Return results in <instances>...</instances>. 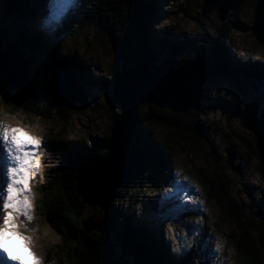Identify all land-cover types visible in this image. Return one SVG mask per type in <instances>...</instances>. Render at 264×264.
Here are the masks:
<instances>
[{
    "label": "rangeland",
    "instance_id": "rangeland-1",
    "mask_svg": "<svg viewBox=\"0 0 264 264\" xmlns=\"http://www.w3.org/2000/svg\"><path fill=\"white\" fill-rule=\"evenodd\" d=\"M153 1L151 32L146 28L147 35L168 37L173 42L187 40L181 57L187 59L207 57L216 46L225 51L231 68H246L257 76L251 79L237 75L233 69L230 74L218 73L210 59L197 110L181 114L184 124L197 126L202 134L198 139L184 141L160 124L145 125L146 137L141 136V140L149 141L153 148L170 139L166 154L172 159L171 175L166 178L168 183L159 188L139 182L130 184L112 206L114 218L117 217L118 223L127 218L128 222H134V227L150 229L154 239H161L172 255L183 258L189 253L191 264H250L247 257L251 253L264 262V247L259 246L264 244V234L256 238L254 232L247 233L253 242L246 243V237L243 243L239 224L223 212L211 195L220 197L225 194L222 187L229 186L236 213L243 223L249 218L264 220V179L257 171L259 161L253 154L257 144L249 125L250 119L259 117L264 108V0H233L232 13L238 22L231 25L225 42L217 38L222 25L229 21L222 23L218 19L216 5L210 0ZM81 2L77 0L63 24H53L47 18V0L30 1V11L18 22L16 13H8L7 0H0V49L4 51L16 44L19 31H37L51 51L39 52L36 65L31 62L33 81L44 86L52 71L48 65L54 59H69L88 100L86 105L75 102L69 107L53 109L51 118H43L20 108L15 101L16 86L0 80V125L18 127L41 142L34 154L38 165H33L26 193L31 219L19 216L12 221L16 223V231L29 238L22 243L30 247L40 264L78 262L72 257L75 252L65 248L59 232L40 214L45 207L42 191L63 167V145L91 148L94 139L108 138L121 109L113 79L123 70V60L117 59V49L106 30L80 12ZM145 40L151 45L148 37ZM151 46L153 56L164 57L168 53ZM138 108L142 114L150 110L148 103ZM162 110L165 116L175 113ZM230 145L235 147L233 165L227 163L226 150ZM216 175L224 178L223 184L216 180ZM4 182L6 177H0V190ZM86 206L85 218L96 221L99 210H103ZM125 209H129V215L124 213ZM2 215L0 212V226H3ZM17 243L21 242L14 241V245ZM113 243L112 254L103 264H137L121 242ZM29 262L32 264L31 258L26 264Z\"/></svg>",
    "mask_w": 264,
    "mask_h": 264
},
{
    "label": "trees",
    "instance_id": "trees-1",
    "mask_svg": "<svg viewBox=\"0 0 264 264\" xmlns=\"http://www.w3.org/2000/svg\"><path fill=\"white\" fill-rule=\"evenodd\" d=\"M30 1L32 0H27V3L16 14L17 22L27 16L28 11H30ZM153 7V0H82L80 12L106 30L113 47L117 49V59L123 60L121 68L138 62L158 64L165 59H187L181 58L184 53L183 47L187 40L173 42L168 37L154 38L150 34L147 35L145 33L146 28L151 32L149 22L153 19ZM234 7L233 2V7L227 18L229 23L222 25L217 41L225 42L231 33V27L237 24L238 18L232 13ZM140 29H142V32ZM40 36L37 31L32 29H25L19 31V35L16 34V44L12 46L19 48L26 58L29 67L30 85L16 87L15 101L20 108L25 109L28 113L43 118H51L53 109L63 107L55 106L47 100L48 82L44 86L38 85L37 81H33V75L30 71V64L32 62L36 65L37 58L40 56L39 52L51 51V47H49L47 42L42 41ZM142 36L143 40L148 37L151 45L159 47L160 50L168 51L167 55L164 57L153 56V46L148 45L145 42L146 40L143 41L141 39ZM2 53L3 51L0 49V56ZM35 54L39 55L36 56ZM207 58L209 61L211 59L212 67L218 73L230 74V70L233 69L237 75L247 76L251 79L257 76L252 70L250 71L246 68H231L225 51L217 49L216 46L211 49ZM48 68H51L52 71L57 68L67 69L76 76L69 59H54L53 63L48 65ZM51 70L49 69V71ZM208 72L205 79L208 76ZM119 74L120 72L115 74L113 85ZM47 81H49V77ZM40 106L45 108L43 109ZM148 106L150 110L146 114H142L138 107L135 109L134 127L126 168L110 205L105 233L93 229L104 218V211L99 210V216L96 221L91 219V217L85 218L84 209L87 207V203L78 195L76 182L79 169L87 164L88 157H102L105 155L106 152L103 148L105 138L94 139V144L91 148L78 144H72V146L63 145L64 148L61 150L63 167L58 171L57 176L49 181L48 187L42 191L41 201L45 207L40 214L46 218L54 230L59 232L65 248L72 253L75 252L72 257L78 260L77 264H103L112 254L114 240L115 242H121L139 264H191L192 257L189 253L187 256L185 254L183 258L172 255L170 250L165 249V243L161 239H154V234L150 229L143 226L141 228L134 227V222H128L127 218L123 223H118L117 217L114 218L116 214H113L112 206L120 199L123 191H126L130 184L139 182L152 188H159L163 183H168L166 178L171 175L172 159L166 154L170 139L165 140L159 148H153L149 141L141 140V136L146 137L145 125L160 124L184 141L198 139V136L202 134V131L197 126L184 124L181 121V114L173 113L171 117L165 116L162 113V109L151 104H148ZM195 110L197 109L195 108ZM49 141L55 142L54 140ZM253 154L259 161L257 171L264 179V161L257 145L253 150ZM216 180L221 184L224 183L222 176L216 175ZM212 188L214 189V187ZM222 191L225 194L220 197H218V194H211L212 198L214 197L213 199L216 200L225 214L237 221L243 234L242 242H246L247 233L254 232L256 238L263 235L264 220L254 221L249 218L243 223L236 213L237 206L232 199L230 187L224 186ZM124 213L129 215V209H125ZM125 214H122V216H125ZM116 226L118 228L115 230ZM255 241L256 243L258 242L257 239ZM251 242H253L252 239L248 238L246 243ZM259 246L264 247V244ZM247 258L251 262L250 264H264L255 253H251V256L249 255Z\"/></svg>",
    "mask_w": 264,
    "mask_h": 264
},
{
    "label": "water",
    "instance_id": "water-1",
    "mask_svg": "<svg viewBox=\"0 0 264 264\" xmlns=\"http://www.w3.org/2000/svg\"><path fill=\"white\" fill-rule=\"evenodd\" d=\"M210 1L216 5L218 19L226 22L233 0ZM25 3L27 0H7L8 13L17 14ZM208 69L209 59L199 55L191 59H165L158 64L138 62L120 72L114 83V93L121 109L110 136L103 142L106 153L102 157H88L87 164L80 167L76 176L77 193L81 199L105 213L93 229L101 233L106 231L110 205L126 168L135 109L142 103H148L177 114L190 112L201 100ZM0 80L16 87L30 85L29 67L19 48L10 46L0 56ZM47 100L58 107H69L75 102L81 105L88 103L79 80L63 68H57L49 75ZM249 125L264 161V108L259 117L250 119ZM226 153L227 163L233 165L234 145H230Z\"/></svg>",
    "mask_w": 264,
    "mask_h": 264
},
{
    "label": "snow or ice",
    "instance_id": "snow-or-ice-1",
    "mask_svg": "<svg viewBox=\"0 0 264 264\" xmlns=\"http://www.w3.org/2000/svg\"><path fill=\"white\" fill-rule=\"evenodd\" d=\"M47 18L53 24H59L66 18L68 12L75 7L77 0H47ZM167 23V21L165 22ZM40 140L34 138L18 127L9 128L0 125V177H6V182L0 190V212L3 213V226H0V261L5 264H26L31 258L32 264L40 261L28 249L23 241L29 240L16 231L13 219L23 216L30 220V204L26 193L30 172L35 161V150L40 146ZM14 241L21 242L14 245ZM221 245L217 244V249Z\"/></svg>",
    "mask_w": 264,
    "mask_h": 264
},
{
    "label": "bare ground",
    "instance_id": "bare-ground-1",
    "mask_svg": "<svg viewBox=\"0 0 264 264\" xmlns=\"http://www.w3.org/2000/svg\"><path fill=\"white\" fill-rule=\"evenodd\" d=\"M202 95V94H201ZM15 225H16V223H15ZM24 242V241H23ZM28 249L31 251V249H30V247H28ZM30 261V260H29ZM29 264H30V262H29Z\"/></svg>",
    "mask_w": 264,
    "mask_h": 264
}]
</instances>
